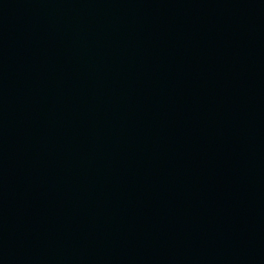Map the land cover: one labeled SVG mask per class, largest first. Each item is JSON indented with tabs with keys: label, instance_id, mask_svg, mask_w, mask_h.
<instances>
[{
	"label": "water",
	"instance_id": "obj_1",
	"mask_svg": "<svg viewBox=\"0 0 264 264\" xmlns=\"http://www.w3.org/2000/svg\"><path fill=\"white\" fill-rule=\"evenodd\" d=\"M0 264H264V0H0Z\"/></svg>",
	"mask_w": 264,
	"mask_h": 264
}]
</instances>
